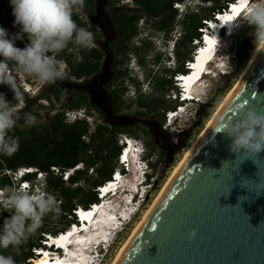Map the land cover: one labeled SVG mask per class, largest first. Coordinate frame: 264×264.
I'll return each mask as SVG.
<instances>
[{"label":"trees","instance_id":"obj_1","mask_svg":"<svg viewBox=\"0 0 264 264\" xmlns=\"http://www.w3.org/2000/svg\"><path fill=\"white\" fill-rule=\"evenodd\" d=\"M94 1L83 0L82 5L92 13ZM181 1L134 0L136 6L148 12L151 17L162 20V27L168 30L176 23L178 17V12L173 9L174 4ZM201 1L204 4L213 2L215 5L212 8H200V11L195 13L193 11L183 19L184 36L177 44L175 51V56L181 64L177 70L178 75L188 74L186 63H193L195 49L193 43L200 40V31L206 28L205 22H215L217 14H223L227 11L229 4L236 2V0ZM55 2L56 0H0V65L5 57L10 58L18 71L30 74L29 72L35 70L38 60L42 61L55 56L57 28L54 23L39 28L31 25L43 10L52 8ZM168 13L171 14L170 17ZM68 25L70 27H67ZM85 29L86 25L76 15L66 20L63 33L69 32L70 36L76 38L75 32ZM65 54L70 55L67 62L73 76L77 79L92 76L100 71L102 56L93 47L69 45L66 47ZM156 59L159 63L161 57ZM125 75L121 74L118 80ZM171 78L168 80L164 78L157 82L155 90L157 94L161 93L163 96L139 101L140 108L147 110L151 118L157 115L164 116L166 110H175V108H169L164 100L165 93L172 89ZM122 94L123 90H118L114 95L118 111L124 108ZM54 97L59 101L61 92L55 90ZM14 98V95L9 94L4 100L12 102L11 106H14L16 104ZM36 103V100H29L19 113L24 117L19 121L20 126L25 124V118H31L34 122L40 119V114H33L32 111ZM85 106L91 108L86 97L81 96L74 106L68 108L80 110ZM39 108L43 107L40 105ZM20 126H11L6 131L0 128V187L12 196L10 194L14 192V183L6 173H16L20 169H35L46 176L47 195L33 207L26 208L18 205L10 211L1 212L0 264H5L10 255V249L14 245L11 237L19 238L18 233H14L13 230L23 228L39 232V244L30 243L14 264L29 262L34 256L33 248L41 247L40 242L44 241L45 236H56L65 232L72 222H76L74 210L77 208L88 210L90 206L98 204L97 188L111 182L118 167V158L122 150L118 137L123 134H136L131 128L119 130L107 125H99L94 132H91L90 124L85 120L68 124L65 112H58L50 117L45 126L32 128ZM78 166H83L84 169L75 171L65 182L64 174ZM52 168L59 169L60 175H55ZM90 171H92L91 174H89ZM38 173L27 176L26 180L35 181ZM84 186L87 189H84ZM49 220L56 223L57 229L48 227L46 222Z\"/></svg>","mask_w":264,"mask_h":264},{"label":"water","instance_id":"obj_2","mask_svg":"<svg viewBox=\"0 0 264 264\" xmlns=\"http://www.w3.org/2000/svg\"><path fill=\"white\" fill-rule=\"evenodd\" d=\"M117 264H264V43Z\"/></svg>","mask_w":264,"mask_h":264},{"label":"rangeland","instance_id":"obj_3","mask_svg":"<svg viewBox=\"0 0 264 264\" xmlns=\"http://www.w3.org/2000/svg\"><path fill=\"white\" fill-rule=\"evenodd\" d=\"M190 2H191L190 7L196 9V7L198 6L197 5L198 1L190 0ZM58 5H59L58 2H56L52 8L43 10L41 14L35 18L37 21L36 28L43 26L44 23H46L47 21L53 22L55 27L57 28V26L60 23V19L56 15V10L59 7ZM214 5L215 4L211 2L209 4H204L197 8H198V11H200L199 10L200 8L201 9L202 8L203 9L212 8ZM251 7L254 8L255 10H259L258 17L254 16L253 18H247V19L244 18L243 24L240 26L241 28L243 27V29L237 33H234L231 36V38L227 41L226 46L222 48L221 53H219L221 58L228 59L229 67H230L229 72L227 73V70L221 71L220 69H217V70L214 69L213 74L220 73L223 76L217 78L216 80L212 79L209 82L207 78H204V80H207L206 81L207 85L203 88L204 90L200 93H198L199 91H196V94L198 95L196 96L194 95V100L189 101L188 103L182 100L183 102L180 104V106L186 108L191 113V116L188 117V120L182 119V118H176L180 116L183 110H180V114H176V115L174 114V118L171 121H169L167 118H168V114L170 113L173 114V113L172 111H168V110L164 112V116L157 115L155 118H151L150 114H148V111L141 109L138 104L140 100H150L156 97L163 96L161 93L157 94L155 90L157 82L158 80H161L164 78L167 80L170 79L172 76V73H174L175 71L173 64L169 62L170 57H168L165 53H164L165 57H161L162 58L161 60L163 61H160L158 63L156 60L155 63L153 64V66L159 69L158 75L162 74V76L156 75L158 76L157 78L155 75L152 76V78H150L151 80L149 79V81L147 82V85L144 88H141L142 81L140 79L141 77H143L144 81H146V78L144 76L145 73H144V70L142 69L144 67L135 68L133 72L129 69V73L126 74L121 79V86H122L121 90H123L121 99L124 103V108L120 111V114L123 116L125 115L128 117H134V119L130 121H126V120L120 121L119 125L127 124V126L135 130L136 132L135 135H129V134H123V135H127L131 138H135L141 141L145 145V147L148 149V152L151 155V160L154 163V168H153L154 172H153V176L150 182L151 191L149 190L144 191V189H146V187H144L145 185L140 186V188L138 187L140 195L144 192L143 195L145 196V200L147 203V206L144 208V211L132 223L130 220H127L125 223H123V228L121 230H119V228L116 227L117 230H115V232L112 233L110 242L107 244L103 243L104 253L96 257V260H94L96 262L95 264H112L114 262L117 255L119 254L123 246L126 244L130 236L132 235L137 224L143 218V215L145 214L147 209L150 206H152L157 196L164 189L168 180L172 176V173H174L175 169L183 161L186 154L191 150V148L193 147L194 143L198 140V138H200V136H202L205 133L209 122L214 118V116L216 115V113L218 112L222 104L224 103V101L228 98V96L232 93V91L237 87L242 77V74L246 70L248 64L250 63V60L254 56L255 51L257 50L262 40L264 39V0H256L255 4H252ZM193 11L195 13V10L193 9L189 10V13ZM78 14L81 15L80 12ZM217 16L218 14L215 16V19ZM179 19L180 18L177 17L175 22L177 24H180L181 27H183V24H182L183 22H181V20ZM38 23H41V24H38ZM209 23H213V22H209ZM198 41L199 40L194 41L193 45H195V43ZM162 45H164V43L162 42V40L161 41L159 40L155 45L157 48L155 47V49L153 48L149 49L150 57H154V56L156 57L158 50L162 49ZM165 51L168 52L167 49H165L164 52ZM172 56H174V54H172ZM8 68L12 70V73H10L9 75L5 74V73H9ZM60 69L61 68H58V65L56 64V60L55 58L53 59V57H48L46 59H43L42 61L38 60L36 62L35 71L29 72L30 74H26L24 72L18 71L14 61L10 58L8 59L5 57L1 61V65H0V128L3 131H6L11 126H20L19 121L23 119L24 117H22L19 113L22 111V109H24V107L27 105V102L29 100L37 101L32 111H33V114L39 113L40 119L34 122L31 120V118H25V124L21 125L20 126L21 128H32V127L40 126V125L45 126L48 124L50 117L54 116L56 113L58 112L67 113V111H69L68 104L65 101L64 97H62V99H60L59 101L56 100L54 97V92L53 90H51L53 87V81L57 79ZM176 69H177V66H176ZM166 70H169V72H166ZM45 74H47V76H45ZM4 75L8 79L5 82L2 81ZM49 76L50 78H48ZM176 77L177 76H175L174 79ZM171 79L173 80V78ZM173 91H174V86L172 83V89L169 92L165 93L164 95V100L166 101L167 106L171 109L176 108V107L175 105L171 104V102L167 99V97L170 96ZM10 93L11 94L13 93L15 95L14 99L16 101V104L14 106H11L12 102H5L4 100L5 96H8ZM200 98L203 99L204 104L201 103ZM180 99H183L182 95ZM197 99H199L200 102L197 101ZM170 100L172 102H176L177 98L175 96H172ZM40 105L43 108H39ZM85 108H88V107L85 106L82 109H80V111L83 112ZM139 114H145V117H138ZM137 118H143L144 120H148L151 126L155 129L159 128L158 126H160V124L162 126V129H164L165 124L169 125L168 128L170 127L171 124L177 125V127L173 128L172 130H168L165 134V137L168 143L176 147V150L173 153L172 157L170 156V153L168 152L167 156H163L160 158L158 147L161 146L163 148H166L168 146L167 143L165 145L162 139H158L157 142H154L153 139L148 137L146 130L143 127L133 122ZM83 120H86L89 123L88 118L84 117ZM89 124L92 129L91 132H94L95 128L99 125H102V126L107 125L108 127L111 128L110 124H107L97 113H96L95 121H91ZM87 141H88V138H87ZM166 163H168V165L165 167ZM27 170H30V169H20L16 173L24 174ZM32 170H34V174L38 173L37 170L35 169H32ZM78 170H82V169L76 168L70 171L69 172L71 173L70 176H72L74 172ZM16 173L7 172L6 174L11 178V181L16 182L18 181V179L15 177ZM91 173L92 171L89 172V174ZM40 174L42 173L37 174V177H36L37 181H40V177H38V175ZM42 177L45 178L46 180L45 174H42ZM23 180L25 182V185L28 184L31 189V185L29 184V181H27L26 178H24ZM108 183H105L103 186H106ZM133 183H136L137 186H139L140 184L139 182H137L136 179L133 181ZM45 184H46V181H45ZM126 184H128L129 187L131 185L129 182L126 183V181L124 180L123 189H126L127 187ZM84 189H87V187L84 186ZM29 190H23L20 187H18L14 193L21 192L22 195L26 196L27 194H29L28 193ZM126 191L128 193H133V192H136V188L134 190H130V188H127ZM1 192H4V193L2 194ZM39 192L42 193L43 191L40 190ZM96 192H97V197H98L99 195L98 191L96 190ZM6 194L8 193L1 188L0 189V203L3 202L1 201V198L5 197ZM109 198L110 197H107L105 200H108ZM125 198L127 197H124V199ZM139 198L140 196L134 200V203ZM112 199L115 201L112 204L116 206L117 210L119 209V207L117 206H121V207L122 205L126 206V204H124L125 201L124 203L121 201V200H124L123 198L114 197ZM25 200H30L33 203V205L39 202L37 201V199L32 200L31 197L26 198ZM100 202L101 200L99 199V203ZM99 203L97 205H99ZM129 205L130 207L128 208H131L130 203ZM91 207H93V205L90 206V208ZM11 209L12 208L10 207V205H8L7 207H4L1 212L4 213L7 211H10ZM83 210L86 211L85 209ZM75 211H78V210H75ZM1 212H0V219H1ZM129 214H130L128 215L129 217L127 216L126 219L131 218V212ZM75 220L76 222L75 221L74 222L78 224L76 216H75ZM46 223L48 224V227L51 229H57L58 227L53 220H49ZM65 231H70V228H68ZM13 232L18 233L19 238L16 239L15 237H11V240L13 241L14 245L10 249V252H9L10 255L6 259L5 264H14L16 260L23 255V250L27 249L30 243H33L35 245L39 244V240H38L39 232H33L30 229H23V228L13 230ZM64 233L65 232H63L62 234ZM58 235L45 236L44 241L40 242L41 245H43V242H46L48 238L57 239ZM117 235H119V237H116ZM36 259H37V255H34L33 258H31L32 261H35ZM28 263L29 262H20V264H28Z\"/></svg>","mask_w":264,"mask_h":264},{"label":"flooded vegetation","instance_id":"obj_4","mask_svg":"<svg viewBox=\"0 0 264 264\" xmlns=\"http://www.w3.org/2000/svg\"><path fill=\"white\" fill-rule=\"evenodd\" d=\"M82 1L56 0L59 4L56 15L60 23L56 29L57 51L54 58L61 69L57 79L53 81L51 90L60 91L61 99L64 97L68 107L74 106L79 97L85 96L90 109L110 124L112 129H130L127 124L119 125L120 121H130L134 117L121 115L115 106L114 95L122 88L121 79H118L121 74H128L129 69L138 67H144L142 69L149 73L150 67L157 60L155 56L150 57L149 49H155L159 40H164L167 44L175 41L177 46L183 39H175L180 24L174 23L170 30L163 28L162 20L151 17L148 12L136 6L134 0L133 5L129 7H123L121 0H95L92 13L83 7ZM76 15L86 25V29L76 31L77 37L74 38L69 32L63 33V27L67 19ZM167 15L171 16L170 13ZM69 45L90 46L99 52L102 56L100 71L81 79L74 77L67 62L70 55L65 54ZM180 66L177 60V69L172 73V78L178 75ZM138 117H145V114H139ZM133 122L143 127L154 142L162 139L165 145L167 143L166 148L158 147L160 158L167 156L168 152L173 156L176 147L166 140V131L162 129L161 124L155 129L143 118H137Z\"/></svg>","mask_w":264,"mask_h":264},{"label":"bare ground","instance_id":"obj_5","mask_svg":"<svg viewBox=\"0 0 264 264\" xmlns=\"http://www.w3.org/2000/svg\"><path fill=\"white\" fill-rule=\"evenodd\" d=\"M245 4V0H237L235 3L231 4V9L229 11H226L223 14H220L218 16V20L221 22H225L227 23V20L231 19L232 16V12L238 11L239 9H241ZM252 6V5H251ZM257 11V12H256ZM258 12L259 10H255L254 8L250 7V8H246L243 13L241 14V18L240 20H237V24L238 25H242L243 24V19L245 14H247V18H253L254 16L258 17ZM208 25H210L211 27H215L217 28L219 26V23L217 22V25H213V23H209ZM230 26V25H229ZM223 27H227V24H225ZM234 29L232 27H229L228 32H232L231 34L234 33ZM211 34V33H210ZM206 35V41L207 42H213L215 40V38H213L211 35L207 36ZM199 42V41H198ZM197 42V43H198ZM264 43V39L262 40L260 46L257 48V50L254 53V56L252 57V59L250 60V63L248 64L246 70L244 71V73L247 71V69L249 68V66L251 65V63L253 62V60L255 59L257 53L259 52L260 48L262 47ZM206 44V42H199V46L202 47ZM222 49L219 50V52H221ZM214 53H216V50L214 51ZM202 54L203 57H205L206 55L208 56L209 53L206 52L205 50H203L198 56H200ZM206 54V55H205ZM228 54V53H227ZM216 57V56H215ZM219 58L221 60H223L224 58H221L219 55ZM194 59V57H193ZM205 60V59H204ZM198 61V59H197ZM228 62V61H227ZM193 67L189 66L188 67V71L189 74H187L185 78H181L180 82L184 83V88H185V92H189L191 94V99L189 101L194 100V95H198L196 94V91H199L198 93L202 92L204 89V87L207 84H202L200 85V81L194 80L196 77L197 73H193L194 70L197 68V62L196 60L193 61ZM219 66V63L217 61L214 62H209V67H216ZM221 71H226V69L224 68H220ZM228 71V70H227ZM213 73V70H212ZM244 73L242 74V77L244 75ZM178 77V75H176ZM223 76V75H222ZM241 77V78H242ZM205 78V77H204ZM204 80V79H203ZM241 80V79H240ZM209 84V83H208ZM235 90V89H234ZM233 90V91H234ZM232 91V92H233ZM232 94V93H231ZM230 94V95H231ZM230 95L228 96V98L230 97ZM227 98V99H228ZM227 99L224 101V103L222 104V106L225 104V102L227 101ZM196 100V99H195ZM197 101H199V99H197ZM200 102V101H199ZM222 106L220 107V109L222 108ZM220 109L218 110V112L220 111ZM218 112L216 113V115L218 114ZM171 114V113H170ZM216 115L214 116V118L209 122L208 127L206 129V131L208 130L209 126L211 125V123L213 122V120L215 119ZM168 118H169V114H168ZM167 118V119H168ZM174 118V115H173ZM172 118V119H173ZM171 119V120H172ZM169 120V121H171ZM205 131V132H206ZM205 134V133H204ZM203 134V135H204ZM200 136V138H198V140L194 143L193 147L191 148V150L186 154L185 158L183 159V161L179 164V166L175 169L174 173H172V176L170 177V179L168 180L167 184L165 185L164 189L160 192V194L157 196V198L155 199L154 203L152 204V206H150L147 211L145 212V214L143 215V218L141 219V221L137 224L136 228L134 229L132 235L130 236V238L128 239V241L126 242V244L123 246V248L121 249V251L119 252V254L117 255L116 259L114 260V262L112 264H117V262L119 261V259L121 258V256L123 255V253L126 251V249L128 248V246L130 245V243L132 242V240L134 239V237L136 236V234L138 233V231L140 230V228L142 227V225L144 224V222L146 221V219L148 218L149 214L151 213V211L153 210L154 206L156 205V203L159 201V199L163 196V194L167 191L168 187L170 186L171 182L173 181L175 175L178 173V171L182 168V166L184 165V163L186 162L187 158L189 157V155L191 154V152L194 150V148L197 146V144L199 143V141L201 140V138L203 137ZM127 159V162L131 161V156L130 153L125 152V156L124 159ZM124 168V171L126 170V167H124V165L122 166ZM31 170V169H30ZM126 172V171H125ZM27 174V171L24 173ZM34 174V170H31V173L25 175V178L29 175ZM70 174L71 173H67ZM68 176V178H69ZM38 177H40V175H38ZM117 179V182H114V179ZM124 178L125 176L123 174H119L116 171L114 173V175L112 176V180L111 182H109L106 186H102L100 188H104L106 187V189L102 190L101 192L98 191V198L101 200V202L99 203V205H93L94 208H90L89 210H82V212L80 213V217L76 216L77 219H80L81 222H85L88 221V224H85V227H83L82 232L79 235H70L69 237L66 236H62L61 238L57 239H50L48 238V240L46 242H43V245L45 246H54L57 248V250L61 251V250H66L69 251V255L68 257H66L65 259H62L63 256H60L59 258H57V261L55 264H95L96 262L94 260H96L95 258H91V259H87L86 255L81 253L79 248H77L75 251L72 249H75L76 246L74 245V243L76 242L77 244H79V247L86 251H92V249L95 247L93 245L94 242H92V240H89V237L94 236V239L96 242L100 241L101 239H106L105 241H103L101 243V245H103V243H109L110 239L112 237V233L115 232V230H117V226L119 225L117 223V218L116 216H118V214L120 213V216L123 219H126L128 215H130L129 213L133 212L130 210V201L129 199L133 198L130 196L131 193H128L126 190L127 188H130V190H134L136 188V192L138 193V197L140 196V192H139V186L136 185V183H133L130 185V187L128 186V184H126V189H123V182H124ZM137 182L140 183L141 178L138 177L136 178ZM37 181V180H36ZM111 183V184H110ZM127 183V182H126ZM30 184V182H29ZM110 184V185H109ZM27 190L30 189V186L28 184L24 185ZM23 186V187H24ZM21 187V189L23 188ZM139 187V188H138ZM145 187V186H144ZM120 189L121 192L124 191V193H122L120 195L119 192H117V195H120V198L127 197L125 198V203L123 200H121L124 204H126V211H122V207L121 206H117L119 207V211L117 210L116 206L114 204H112L113 202H115L112 198L116 197L117 195L115 193H113L116 189ZM132 192V191H131ZM101 194V195H100ZM107 197H110L107 201L105 200ZM102 200H105L104 204L102 206H100L102 204ZM112 200L111 203H109L108 201ZM134 203V202H133ZM131 204V203H130ZM129 205V206H128ZM3 210V208L0 209V212ZM79 211V210H78ZM78 211H75L74 213H77ZM112 216V217H111ZM111 217V218H110ZM129 217V216H128ZM100 220L98 223H96V220ZM118 222H121V220H118ZM100 226H103V228H107L106 229H101ZM113 228H116L111 235L109 236V232L113 230ZM71 231V229H70ZM119 231V230H118ZM76 232V231H75ZM66 235V232L64 233ZM99 245L97 247V251L95 252L97 254V256H99L100 254L104 253V247L102 248V246ZM109 245V244H108ZM101 249V250H100ZM107 251V250H106ZM45 252V251H44ZM45 257L44 259H42L41 261L38 262V264H53L52 262L48 261V258L46 257V254H44ZM70 257V258H69ZM37 258H39L37 256ZM34 261L30 260L29 263L32 264Z\"/></svg>","mask_w":264,"mask_h":264},{"label":"clouds","instance_id":"obj_6","mask_svg":"<svg viewBox=\"0 0 264 264\" xmlns=\"http://www.w3.org/2000/svg\"><path fill=\"white\" fill-rule=\"evenodd\" d=\"M255 2H256V0H255ZM255 2H254V4H255ZM229 5H231V4H229ZM192 9L194 10V8H191L190 7L188 9L187 13L189 14V10H192ZM224 12H226V11H224ZM186 14H185V16H186ZM50 23H53V22L49 21V22L44 23V25L50 24ZM242 29H243V27L240 28L239 30H237L235 33L241 31ZM231 36L229 38H225L224 37L225 38V46H226L227 41L231 38ZM161 37L163 38V35H161ZM200 40H201V38H200ZM200 40H199V42H200ZM162 42L164 43V45H162V49L161 50H158V52L156 54V58H158V57H165V54H166L168 57H170L169 62H171L173 64V67L176 70V66H177V63H176L177 60H176V57H175L176 43L174 41V42H170V43L167 44V43L164 42V40H162ZM196 44H197V42H196ZM196 44L194 45L195 46V49L197 48L196 47ZM165 49H167L168 52H166V51L164 52ZM195 49H194V51H195ZM172 54H174V56H172ZM193 56H194V53H193ZM53 59H54V57H53ZM193 61H194V59H193ZM227 61H228V59L225 58V61H224L225 68L224 69L228 70L227 71V73H228L230 67H229V62L227 63ZM188 63H190V62H188ZM187 68L188 67H186V70H187ZM131 71L133 72L134 69H131ZM8 72L9 73H5V74H8L9 75L10 73H12V70L8 68ZM141 72H143V71H141ZM144 73H145L144 76L146 78V81H144V78L143 77L140 78L141 81H142L141 82V88H144L147 85V82L149 81L150 78H152V76L158 75L159 69L157 67H155V66L152 65L150 67V72L147 73L146 71H144ZM45 76H47V74H45ZM178 76H183V75H178ZM221 76L222 75L220 73L219 74L216 73V77H214V78H208L207 80L209 82L210 80H212V79L216 80L217 78H219ZM48 78H50V76ZM6 80H8V79L4 75L2 81L5 82ZM174 82L175 81H174V78H173L174 91L172 92V94L170 96L167 97V99L171 102V104L172 105H175V107H176L175 110L172 111V113L176 111L173 114H175V115L176 114H180V110H183L181 112L180 116L179 117H176V118H182V119L188 120V117L191 116V113L186 108L180 106V104L182 102L179 99H177L176 102H172L170 100L172 98V96H175L177 98V94L176 93H177L178 90L175 87ZM182 98L183 99H181V100H184L185 99L184 96ZM200 101H201L202 104H204L203 99L200 98ZM83 114H84V116L86 118H88L89 123L91 121H95L96 113L94 112V110L89 109V108H85L84 111H83ZM168 126L169 125H166V124L164 125V130L166 132L168 130H172L173 128L177 127L176 124H171L169 128H168ZM118 143H119L120 146H121V143H124V146H125V144H128V148L129 149H133V151H134V156L131 158V161L128 163L129 164L128 165V172L127 171L124 172L123 167L120 165V159L118 158V167L116 169V171L118 172V175L121 174V173L124 174V176H125L124 180L126 182H129L130 184H132V181H134L136 178L140 177L141 178V181H140L139 187L145 185L146 189H144V191L145 190L151 191V187H150L151 184H150V182H151V178H152L153 172H154V169H153L154 168L153 167L154 166V163L151 160V155L148 152V149L145 147V145L141 141H139V140H137L135 138H131V137L127 136V135H120L118 137ZM122 153H123V149L121 150V154ZM124 154H125V152H124ZM77 168L84 169L83 166H78ZM21 174L22 173H16L15 174V177L20 176ZM45 181L46 180L43 177L40 178V181H30L31 189L28 192L29 194H27L26 196L22 195L21 192L20 193L19 192L18 193H14L15 190L20 186V184L13 182L14 183V187H15L14 188V192H13L12 196H9L8 194H6L5 197H2L1 198V201H3V202L0 203V209L1 208H4V207H7L8 205H10L11 208H14L15 206H18V205L21 206L22 203H23V201H25L26 198H30V197L32 198V200L37 199V201L40 202L47 195V185L45 184ZM0 189H1V187H0ZM40 190H42L43 192L40 193L39 192ZM137 192L131 193L130 196L133 197V198L132 199H129V201L131 203L130 210H132L133 212L131 213V218L130 219H127V220H130L131 223L136 218H138L140 216V214L144 211V208L147 206V203H146V200H145V196L143 195L144 192L140 195V198L135 203H133L134 200L137 199V197H138V193ZM1 193L3 194L4 192H1ZM123 201H125V199ZM81 209L83 210V208H81ZM126 209H127V207L125 205H122V211H124V210L126 211ZM76 210H78V208ZM62 233H60V234H62ZM119 235H121V234H119ZM119 235H117L116 237H119Z\"/></svg>","mask_w":264,"mask_h":264},{"label":"built area","instance_id":"obj_7","mask_svg":"<svg viewBox=\"0 0 264 264\" xmlns=\"http://www.w3.org/2000/svg\"><path fill=\"white\" fill-rule=\"evenodd\" d=\"M198 1V3H197V7H200V6H202V5H204L201 1H199V0H197ZM121 2V5L123 6V7H129V6H132L133 5V0H121L120 1ZM190 2V0H182L181 2H179V3H175L174 4V7H173V9L174 10H176L177 12H178V17L180 18L179 20H181V21H183V19H184V15H185V13H187V11H188V8L190 7V4H191V2ZM193 4V3H192ZM194 6V5H193ZM196 7V9L194 8V10H195V12H197L198 11V8ZM47 22H49V21H47ZM37 21H36V19H34L33 21H32V23H31V25L34 27V28H36L37 27ZM38 24H41V23H38ZM184 32H183V28H181V26H180V30H179V32L177 33V35H176V37H175V39L177 40V39H181L182 37H183V34ZM66 113V112H65ZM173 115L174 114H169V118H168V120H171L172 118H173ZM84 114H83V112H81L80 110H78V111H76V110H69V111H67V113H66V115H65V119H66V122L68 123V124H74V123H76L77 121H82L83 119H84ZM121 148L123 149L124 148V143H121ZM124 156H125V154L124 153H122L121 155H120V157H119V159H120V165L121 166H123V165H125L126 163H125V160L126 159H124ZM52 170V172L55 174V175H60V172H59V169H57V168H52L51 169ZM68 176H69V174H67V173H65L64 174V176H63V179H64V181L66 182L67 180H68ZM114 182H117V179L115 178L114 179ZM111 184V183H110ZM109 184V185H110ZM23 190H27V188L24 186L23 188H22ZM106 189V187H104V190ZM102 191L103 189H100V188H97V191ZM21 206H23V207H26V208H30V207H33L34 205H33V203L30 201V200H25V201H23V203H22V205ZM78 212H77V216H79L80 217V213L82 212V209L81 208H78Z\"/></svg>","mask_w":264,"mask_h":264}]
</instances>
